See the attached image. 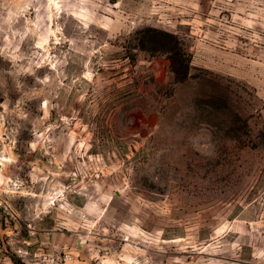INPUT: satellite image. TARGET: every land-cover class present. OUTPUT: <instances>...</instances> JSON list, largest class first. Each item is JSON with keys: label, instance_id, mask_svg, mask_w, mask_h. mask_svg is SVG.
Returning <instances> with one entry per match:
<instances>
[{"label": "rangeland", "instance_id": "obj_1", "mask_svg": "<svg viewBox=\"0 0 264 264\" xmlns=\"http://www.w3.org/2000/svg\"><path fill=\"white\" fill-rule=\"evenodd\" d=\"M0 192V264H264V0H0Z\"/></svg>", "mask_w": 264, "mask_h": 264}, {"label": "trees", "instance_id": "obj_2", "mask_svg": "<svg viewBox=\"0 0 264 264\" xmlns=\"http://www.w3.org/2000/svg\"><path fill=\"white\" fill-rule=\"evenodd\" d=\"M150 31L153 32V37H151L152 40L155 41V39H158L156 36L162 37L167 44L170 45V47H165L164 52L169 54V58L172 61V70L175 74H183V76L187 77L190 73V62L184 61L181 57V51L178 47L179 45V38L176 34L156 29V28H150ZM180 62L181 67L177 68L175 65Z\"/></svg>", "mask_w": 264, "mask_h": 264}, {"label": "built area", "instance_id": "obj_3", "mask_svg": "<svg viewBox=\"0 0 264 264\" xmlns=\"http://www.w3.org/2000/svg\"><path fill=\"white\" fill-rule=\"evenodd\" d=\"M10 208L11 206L7 198L0 192V223L2 215L8 213ZM26 253H29V251L23 252V254ZM39 257L41 258L40 261L43 262V264H73L71 251L60 252L56 248H53L49 253L41 254Z\"/></svg>", "mask_w": 264, "mask_h": 264}, {"label": "crops", "instance_id": "obj_4", "mask_svg": "<svg viewBox=\"0 0 264 264\" xmlns=\"http://www.w3.org/2000/svg\"><path fill=\"white\" fill-rule=\"evenodd\" d=\"M58 236H59V235L56 236V234H52V235H50L49 237H46L47 240H44V241H45L47 244H49V245L47 246L49 249H51V248H57V247H61V246H62V243H61L60 240H59L60 237H58ZM44 241H42V243H43ZM32 242H33V241H32ZM30 243H31V241H30ZM64 244H67V243L65 242ZM68 244H70V242H68ZM63 246L68 247V246H66V245H63ZM37 250H44V249H43V248H37ZM25 251H29L28 248H27ZM26 254L29 255V253H26ZM36 254H37V253H36ZM38 255H39V253H38ZM38 255H37V256H38ZM20 256H22V255H20ZM23 257H28V256L25 255V256H23ZM40 260H41V258H38L35 262H32V263H30V264H43V262H41Z\"/></svg>", "mask_w": 264, "mask_h": 264}]
</instances>
